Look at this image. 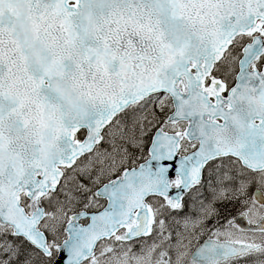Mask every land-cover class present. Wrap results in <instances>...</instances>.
Returning a JSON list of instances; mask_svg holds the SVG:
<instances>
[{"label": "snow or ice", "instance_id": "1", "mask_svg": "<svg viewBox=\"0 0 264 264\" xmlns=\"http://www.w3.org/2000/svg\"><path fill=\"white\" fill-rule=\"evenodd\" d=\"M0 264H264V0H0Z\"/></svg>", "mask_w": 264, "mask_h": 264}]
</instances>
